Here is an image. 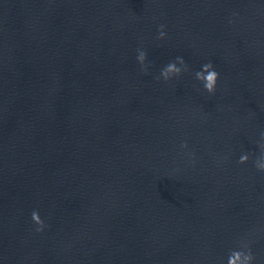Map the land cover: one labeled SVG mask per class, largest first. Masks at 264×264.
Here are the masks:
<instances>
[{
  "label": "water",
  "instance_id": "obj_1",
  "mask_svg": "<svg viewBox=\"0 0 264 264\" xmlns=\"http://www.w3.org/2000/svg\"><path fill=\"white\" fill-rule=\"evenodd\" d=\"M262 133L264 0H0V264H264Z\"/></svg>",
  "mask_w": 264,
  "mask_h": 264
},
{
  "label": "clouds",
  "instance_id": "obj_2",
  "mask_svg": "<svg viewBox=\"0 0 264 264\" xmlns=\"http://www.w3.org/2000/svg\"><path fill=\"white\" fill-rule=\"evenodd\" d=\"M160 36L163 37L164 33L160 32ZM145 59V54L142 51H138L136 60L139 64L143 65ZM179 65V66H178ZM183 66V60L180 57L176 58L175 63H168L164 66V68L161 69L159 78L162 80H168L173 76L179 75L181 72V68ZM196 79L203 81V85L206 91L211 92L216 79V73L211 70V65L206 64L202 65L201 70L198 71L196 74ZM261 138L264 139V133L261 134ZM247 159L246 155H242L240 157V162H244ZM255 166L259 170H264V153L261 154V156L258 158V160L255 162ZM32 221L37 225L36 230L40 231L43 227L42 221H40L38 214L33 211L31 214ZM252 256L250 252L246 251H232L227 256L226 264H251Z\"/></svg>",
  "mask_w": 264,
  "mask_h": 264
}]
</instances>
